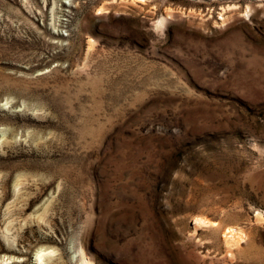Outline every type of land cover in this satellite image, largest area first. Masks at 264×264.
Segmentation results:
<instances>
[{
	"label": "rangeland",
	"instance_id": "374dc122",
	"mask_svg": "<svg viewBox=\"0 0 264 264\" xmlns=\"http://www.w3.org/2000/svg\"><path fill=\"white\" fill-rule=\"evenodd\" d=\"M41 248L264 264V0H0V264Z\"/></svg>",
	"mask_w": 264,
	"mask_h": 264
},
{
	"label": "bare ground",
	"instance_id": "6f19581e",
	"mask_svg": "<svg viewBox=\"0 0 264 264\" xmlns=\"http://www.w3.org/2000/svg\"><path fill=\"white\" fill-rule=\"evenodd\" d=\"M198 222L203 223V224H212V225H216V222H212L207 220L206 218H200L198 219ZM244 231L242 229H235V228H228L227 231L225 232V235L227 236L226 241L227 243H231V244H238L244 237ZM54 249L46 251L45 249L41 248L37 251V257L35 258V260L37 261L36 264H43V262L45 261L47 255H51L52 253H54Z\"/></svg>",
	"mask_w": 264,
	"mask_h": 264
}]
</instances>
